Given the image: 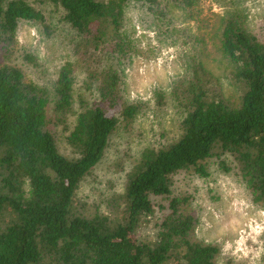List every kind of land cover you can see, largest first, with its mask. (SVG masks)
<instances>
[{
	"label": "trees",
	"instance_id": "1",
	"mask_svg": "<svg viewBox=\"0 0 264 264\" xmlns=\"http://www.w3.org/2000/svg\"><path fill=\"white\" fill-rule=\"evenodd\" d=\"M229 1L219 41L239 102L202 59V0H0V264H218L220 247L194 237L195 197L175 191L181 174L222 172L264 208V35L248 26L241 0ZM47 4L70 34L50 86L10 59L22 22L49 30ZM142 27L182 48L183 73L157 93L178 110L180 131L142 149L108 212L89 211L82 184L141 111L127 96V69L147 53ZM150 224L155 235L139 236Z\"/></svg>",
	"mask_w": 264,
	"mask_h": 264
},
{
	"label": "rangeland",
	"instance_id": "2",
	"mask_svg": "<svg viewBox=\"0 0 264 264\" xmlns=\"http://www.w3.org/2000/svg\"><path fill=\"white\" fill-rule=\"evenodd\" d=\"M241 2L250 29L264 35V0ZM200 6L203 26L197 30L195 25L194 30L206 37L201 45L202 59L221 81L226 97L239 102L240 91L229 77L230 61L224 57L219 41L224 13L234 6L229 0H202ZM42 9L49 30L44 33L39 24L22 22L16 52L10 59L22 65L28 78L50 86L58 66L67 59L65 47L70 34L54 7L47 4ZM137 36L147 53L136 56L127 69V96L142 104L141 111L132 124L120 126L104 159L82 184L78 198L81 206L85 203L89 211L108 212V201L121 192L129 165L142 149L158 140L173 139L180 131L178 110L161 105L157 93L168 92L174 78L183 73L182 48L160 44L151 28L138 29ZM150 50L155 55L151 56ZM26 54L35 56V63L29 62L24 57ZM58 132L61 149L66 150L63 126L58 127ZM180 177L175 192L195 197L192 212L198 223L194 237L220 247L218 264H264V208L253 202L240 179L216 171L207 181L188 173ZM156 230L153 224L144 226L139 236L152 238Z\"/></svg>",
	"mask_w": 264,
	"mask_h": 264
}]
</instances>
